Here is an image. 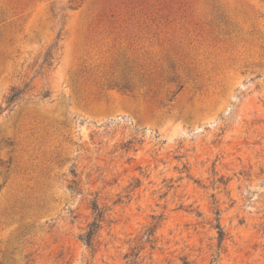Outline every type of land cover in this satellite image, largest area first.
<instances>
[{"label": "rangeland", "instance_id": "1", "mask_svg": "<svg viewBox=\"0 0 264 264\" xmlns=\"http://www.w3.org/2000/svg\"><path fill=\"white\" fill-rule=\"evenodd\" d=\"M70 1L0 0V264H264V0Z\"/></svg>", "mask_w": 264, "mask_h": 264}, {"label": "trees", "instance_id": "2", "mask_svg": "<svg viewBox=\"0 0 264 264\" xmlns=\"http://www.w3.org/2000/svg\"><path fill=\"white\" fill-rule=\"evenodd\" d=\"M73 1L74 0H71L70 2ZM70 9L74 10L75 8L70 7ZM53 61H54V52L52 48L44 56L41 67L51 68L53 66ZM122 89L127 90L128 88L123 87ZM25 91L26 90H21L20 88H14L11 91L9 97L7 98L8 107L14 105L23 96V94H25ZM48 96L49 94H47L45 97ZM92 210L94 215V221L89 223L87 228L84 230V232L79 236V240L83 242L91 250H93L95 239L99 231L101 230L102 225L107 223L106 214L102 210V208H100V205L97 202H94L92 204ZM217 222L218 223L214 226V228L218 231V242H219V247H221L223 245V242L225 241L226 234L218 220ZM157 230H158V224L151 226L146 232L147 237L151 238L156 233ZM131 256L135 257L136 254H132Z\"/></svg>", "mask_w": 264, "mask_h": 264}]
</instances>
